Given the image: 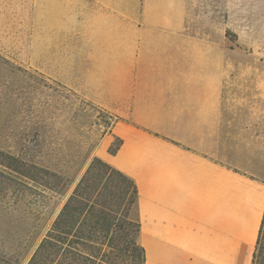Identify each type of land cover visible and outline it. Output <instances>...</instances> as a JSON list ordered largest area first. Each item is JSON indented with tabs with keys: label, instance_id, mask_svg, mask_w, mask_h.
Listing matches in <instances>:
<instances>
[{
	"label": "crops",
	"instance_id": "1",
	"mask_svg": "<svg viewBox=\"0 0 264 264\" xmlns=\"http://www.w3.org/2000/svg\"><path fill=\"white\" fill-rule=\"evenodd\" d=\"M30 15L56 76L114 118L94 154L135 182L145 264H250L264 0H33Z\"/></svg>",
	"mask_w": 264,
	"mask_h": 264
},
{
	"label": "rangeland",
	"instance_id": "2",
	"mask_svg": "<svg viewBox=\"0 0 264 264\" xmlns=\"http://www.w3.org/2000/svg\"><path fill=\"white\" fill-rule=\"evenodd\" d=\"M32 7L33 0H0V264L27 263L114 120L56 76L67 65L45 57ZM135 213L133 204L132 220Z\"/></svg>",
	"mask_w": 264,
	"mask_h": 264
},
{
	"label": "trees",
	"instance_id": "3",
	"mask_svg": "<svg viewBox=\"0 0 264 264\" xmlns=\"http://www.w3.org/2000/svg\"><path fill=\"white\" fill-rule=\"evenodd\" d=\"M115 141L110 153L121 144V139ZM44 172L58 178L55 171ZM48 188L55 190L51 182ZM133 204L135 220L129 216ZM138 236L135 182L94 157L26 264H124L128 257L134 264H145ZM250 264H264V215Z\"/></svg>",
	"mask_w": 264,
	"mask_h": 264
}]
</instances>
